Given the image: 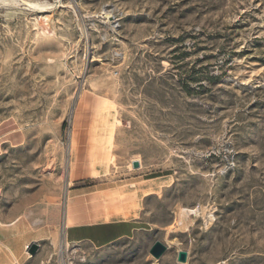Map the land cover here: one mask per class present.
<instances>
[{"label": "rangeland", "instance_id": "obj_1", "mask_svg": "<svg viewBox=\"0 0 264 264\" xmlns=\"http://www.w3.org/2000/svg\"><path fill=\"white\" fill-rule=\"evenodd\" d=\"M57 204L148 229L53 264H264V0H0V226Z\"/></svg>", "mask_w": 264, "mask_h": 264}, {"label": "crops", "instance_id": "obj_2", "mask_svg": "<svg viewBox=\"0 0 264 264\" xmlns=\"http://www.w3.org/2000/svg\"><path fill=\"white\" fill-rule=\"evenodd\" d=\"M51 212V215H49ZM20 217L0 226V264H53L50 258L33 256L28 251L37 243L36 251L55 245L58 239L69 245H87L103 248L138 232L147 230L137 215L115 216L105 219H77L70 207L46 206L42 209L40 223L28 226L19 223ZM2 233L8 234L6 237ZM29 248V249H28Z\"/></svg>", "mask_w": 264, "mask_h": 264}, {"label": "water", "instance_id": "obj_3", "mask_svg": "<svg viewBox=\"0 0 264 264\" xmlns=\"http://www.w3.org/2000/svg\"><path fill=\"white\" fill-rule=\"evenodd\" d=\"M133 165L135 167L139 166V161L134 160ZM37 248H38V244L32 243L29 251L32 254H34L36 252ZM166 249H167V245L162 240L156 239L154 241V243L152 244V246L150 247V252L154 257L159 258L166 251ZM177 258L179 261H186L188 258V251L185 249H180L178 251V257Z\"/></svg>", "mask_w": 264, "mask_h": 264}, {"label": "bare ground", "instance_id": "obj_4", "mask_svg": "<svg viewBox=\"0 0 264 264\" xmlns=\"http://www.w3.org/2000/svg\"><path fill=\"white\" fill-rule=\"evenodd\" d=\"M98 169V168H97ZM99 174V173H98Z\"/></svg>", "mask_w": 264, "mask_h": 264}]
</instances>
